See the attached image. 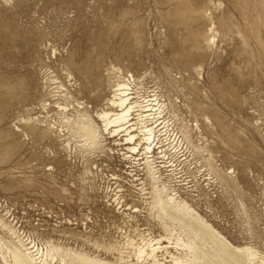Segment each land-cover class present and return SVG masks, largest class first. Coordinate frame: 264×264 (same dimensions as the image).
I'll return each mask as SVG.
<instances>
[{
    "label": "rangeland",
    "instance_id": "374dc122",
    "mask_svg": "<svg viewBox=\"0 0 264 264\" xmlns=\"http://www.w3.org/2000/svg\"><path fill=\"white\" fill-rule=\"evenodd\" d=\"M119 82L151 167L99 118ZM167 198L264 263V0H0V264H144L193 237Z\"/></svg>",
    "mask_w": 264,
    "mask_h": 264
},
{
    "label": "bare ground",
    "instance_id": "6f19581e",
    "mask_svg": "<svg viewBox=\"0 0 264 264\" xmlns=\"http://www.w3.org/2000/svg\"><path fill=\"white\" fill-rule=\"evenodd\" d=\"M101 88L100 79L90 81V85L86 86L87 90L95 92L93 97L95 101H98L102 96ZM114 92V97L109 101L107 110L101 111L99 118L104 122L106 130H109L114 137L124 133L122 134L124 141H122L128 147V151L131 154L138 152L144 156L146 164L151 167L150 158L153 157V144L156 136L155 127L148 124L147 119L151 116L148 112L153 111L152 104L144 106L143 102L136 98L133 89L123 82L115 85ZM149 102L151 101H147V103ZM30 120L25 121L24 130L30 128ZM74 124L82 139H86L93 148L99 145V138L101 139V137L91 120H80ZM71 126L73 127V125ZM15 134L18 135L17 132ZM173 201L167 198L160 202L163 214L170 221H176L191 231L193 237L188 238L187 241L177 239L174 245L171 243L172 238L166 239L170 242V246L164 243L163 238L152 240L145 247L139 249L137 257L139 261L144 262V264H259L252 249L234 247L226 237L218 233L211 225L195 217V214L187 208L180 204L177 205ZM31 254L13 253L11 264H38L34 256L30 257Z\"/></svg>",
    "mask_w": 264,
    "mask_h": 264
}]
</instances>
